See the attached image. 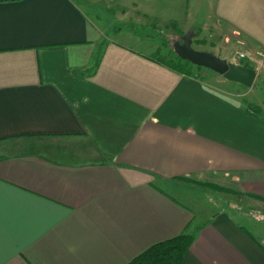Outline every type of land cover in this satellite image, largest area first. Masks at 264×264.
Returning <instances> with one entry per match:
<instances>
[{
  "label": "crops",
  "instance_id": "0c3cea01",
  "mask_svg": "<svg viewBox=\"0 0 264 264\" xmlns=\"http://www.w3.org/2000/svg\"><path fill=\"white\" fill-rule=\"evenodd\" d=\"M78 1L101 3L0 0V264H129L182 235V264H264V102L156 63L155 39ZM145 1L122 24L227 39L264 77V0H205L185 24Z\"/></svg>",
  "mask_w": 264,
  "mask_h": 264
},
{
  "label": "rangeland",
  "instance_id": "374dc122",
  "mask_svg": "<svg viewBox=\"0 0 264 264\" xmlns=\"http://www.w3.org/2000/svg\"><path fill=\"white\" fill-rule=\"evenodd\" d=\"M134 1H137L136 2L137 4L138 3L144 4V6L146 7L148 5V3L145 0H143V3H142V0H112V1L111 0H101V3H99V5L97 6L88 5V4L83 5V3L80 1H78V3L80 4V6L81 5L84 6L85 11L88 13L90 17H92L93 19H98L102 23H104L109 28L110 32L119 30L121 28H128L129 30L131 29L134 30L137 34H140L141 36H148L150 38L155 39L156 44L159 47L158 49L159 56L165 57L167 59L171 58L170 47L174 49V46L176 43L183 44L184 37L190 36L193 49L198 50V51L212 53L218 56L219 58H221L220 56H224V52L226 51L227 53L230 54V61H228L229 63L252 69L248 64H246V61H245L246 59H243V60L239 59L240 51H238L237 47L232 45L231 42L227 43V39L223 38L222 43H220V40H221L220 38H216L214 40H211V39L208 40L206 38H201L195 35V33L193 32H183L174 25H171V27H167L166 29L165 28L162 29L154 25L147 26V27L139 26V25L137 26L135 25L137 23H135L134 21L133 22L135 24H131V23H129L128 25L122 24L121 22L122 18L120 16L122 13V10L120 9V6L124 7L125 3H128L131 5L132 2ZM177 1L180 6L179 11H180L181 20H182L181 22H183L184 24L189 23L191 16L188 17V14H184V13L186 11H187L186 13H188L189 10L193 12V9H196V8H200V14L197 16L198 18L197 20L198 22L202 21L201 20L202 12H203L202 9H204V5L206 2L205 0H177ZM177 1H175V3ZM140 8H143V6H141ZM193 30L194 29H191V31ZM191 72L195 77H201L202 75L207 74V73L209 75H214L212 71H209L206 69L198 70L196 67H192ZM251 89L252 88H245V91H246L245 99L248 101L257 102V100H259L260 102H264V77L259 76L256 81V84H254V90H251ZM185 182L193 184L192 182L188 180H186ZM198 185L203 188H207L211 191H214L216 195L213 194L212 198L214 199L215 202L219 201L217 199H220L221 194L235 196L234 193H231L229 190H226V189H223L224 191L220 192V191H216L214 189L207 187V185H200V184ZM222 196L225 197L224 195ZM236 211L246 212L249 210L247 209L239 210L238 209ZM252 212L256 214L255 211H252ZM258 217H260L259 219H261L262 214L257 213V218Z\"/></svg>",
  "mask_w": 264,
  "mask_h": 264
},
{
  "label": "trees",
  "instance_id": "16d2710c",
  "mask_svg": "<svg viewBox=\"0 0 264 264\" xmlns=\"http://www.w3.org/2000/svg\"><path fill=\"white\" fill-rule=\"evenodd\" d=\"M171 58L159 56L158 52L151 57L153 61L158 64L164 65L169 69L178 72L180 74L195 77L192 72V66L189 62L181 60L175 53L174 49L170 47ZM198 70L203 68H198ZM247 110L249 114H259L261 109L254 104H247ZM207 187L216 191L223 192V189L218 187L207 185ZM193 242V237L190 235H182L175 239L165 241L157 244L146 252L135 258L129 264H182L184 256Z\"/></svg>",
  "mask_w": 264,
  "mask_h": 264
},
{
  "label": "water",
  "instance_id": "95a60500",
  "mask_svg": "<svg viewBox=\"0 0 264 264\" xmlns=\"http://www.w3.org/2000/svg\"><path fill=\"white\" fill-rule=\"evenodd\" d=\"M174 51L181 60L189 62L194 67L212 71L228 82L252 88L257 79L253 69L237 66L212 53L193 49L190 36L184 37L183 44L176 43Z\"/></svg>",
  "mask_w": 264,
  "mask_h": 264
},
{
  "label": "built area",
  "instance_id": "2783aa9c",
  "mask_svg": "<svg viewBox=\"0 0 264 264\" xmlns=\"http://www.w3.org/2000/svg\"><path fill=\"white\" fill-rule=\"evenodd\" d=\"M245 58H246V57H245L244 54H239V59L243 60V59H245Z\"/></svg>",
  "mask_w": 264,
  "mask_h": 264
}]
</instances>
